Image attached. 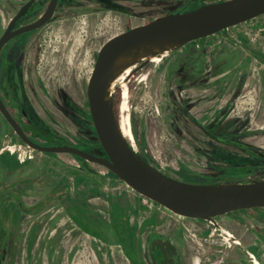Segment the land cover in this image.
Returning <instances> with one entry per match:
<instances>
[{
	"label": "rangeland",
	"instance_id": "obj_1",
	"mask_svg": "<svg viewBox=\"0 0 264 264\" xmlns=\"http://www.w3.org/2000/svg\"><path fill=\"white\" fill-rule=\"evenodd\" d=\"M24 1L26 0H2L0 3V36L18 6ZM48 1L37 0L32 14L22 21L35 19L45 9ZM186 2L187 0H61L55 14L46 25L21 35L4 50L0 58V81L3 85L8 81L15 88L14 95L4 91L6 98L10 102L13 99L22 101L36 123L50 131L56 140L79 144L90 152L102 154L101 148L93 145L98 143L99 139L91 120L87 96L88 82L101 47L107 40L123 31L148 23L164 13L179 11L186 6ZM241 41L253 47L252 50L264 49V14L216 34L193 40L171 51L169 55L163 57L161 62L140 61L131 66L130 72L126 74L122 72L118 75L121 77L125 74L127 80L131 73L137 69L140 70V73H137L129 82L131 95L126 110H129V107L130 110L124 111L119 107L118 92L112 95V100L115 102L120 122L125 124L129 116V125L124 126L131 132L130 140L134 148L152 165L181 180L200 184L228 183L227 181L238 180L240 177L245 178L246 176H231V174L242 172L236 170L241 167L246 169V167L264 165V160L252 159L245 154V151L237 148L227 146L218 148L211 142L212 139L209 138L207 132L192 129L189 126V120L192 117H199L203 108L206 109V128L218 123L222 115L221 113L213 115V113L221 109V98L219 94L206 92L199 96L196 92L186 94L182 90L177 93L173 88L174 81L171 79L172 69L179 61L192 57L200 58L204 55L206 61H215V64L229 60L232 69L230 73L238 71V67L235 66L248 57L251 61L250 70L254 84L245 98L253 101L254 108H256L257 100L259 110L262 109L257 123L264 124V97H261L260 91V72L264 66ZM144 64L146 68L139 69ZM8 65L9 71L7 72ZM206 67L208 68L207 64ZM143 77H145L144 80H142ZM123 87L124 97L128 102V86ZM208 98L211 99L207 101ZM197 104L199 107L196 106ZM241 106L233 109L232 116L242 115ZM176 109H179L182 131L176 129L178 124L173 117ZM248 118L251 119V115ZM224 120L225 117L219 123ZM0 129H3L2 133L5 136L2 139L4 146L18 142L10 128H6L1 121ZM177 132L183 134L181 139L183 141L180 143L176 137ZM190 139L196 143L191 144ZM202 141L209 143L203 145ZM24 149L25 151L21 149L16 152L17 158L12 165L18 163L20 159L18 156L25 159L29 155L35 156L28 173L34 176L37 172L45 171L51 177L56 176L60 180L68 178L73 181L75 177L77 185L72 191L77 198L79 197L78 191H83L87 184L121 195L119 203L114 201L110 204V200L102 196L89 201L91 206L99 207L104 212L98 214L100 218L92 228L93 233L90 229H86L92 234L91 241L94 243L92 247L95 251H98L100 247L106 249L108 245L119 243L126 250L128 258H145L140 250L143 248L144 241L141 234L146 229L148 233L156 231L158 236H163L162 239L166 237L176 239L174 245L183 258L188 253L187 239L190 252L204 259L205 247L195 243L196 241L184 232L183 225L187 224L192 229L199 230L201 235H206L210 232V229L206 228V222L199 218L179 217L164 207L160 210H150L147 203H152V201L100 165L86 160H80L79 163L70 154L47 155L30 148ZM80 165L84 167L83 170L79 169ZM89 172L95 173L97 178L99 176L109 178L90 183L86 178V173ZM255 176L262 177L264 174ZM68 195L66 190L62 193L51 192L46 195L40 192L32 195L26 194L27 203L30 201L29 203L41 205L39 215L41 241L48 229L54 228L49 222L50 216L62 211V205L65 202L68 205L75 204L68 202ZM124 196L127 197L125 202L122 200ZM36 200L38 201L35 202ZM158 204L155 203L156 206ZM248 212H252L257 220L264 221V207L244 211V213ZM236 213L229 212L228 214L234 216L237 215ZM156 215H158L157 219H155ZM234 217L240 218V216ZM34 219V217H29L25 220V224L29 225ZM134 219L140 222L139 224L145 221L144 226L147 227L144 228L142 224L140 226L134 223ZM216 219L217 223L223 222L220 216ZM246 225L251 224L246 223ZM263 225V223L259 225L257 221L254 230L264 231ZM26 231H28L27 227ZM21 235L24 236L25 233ZM104 244L107 245L104 246ZM246 248L244 246L243 250ZM260 248L256 257L264 264V244ZM42 249V244H37L32 258H25L20 251L17 257L18 264H42ZM119 250L120 248L116 246L113 248L114 259H110L104 253L106 264H131L126 258L120 256ZM172 252H174L173 248ZM231 253L234 252L230 251V255ZM243 255L239 257L241 264H253L244 253ZM235 259L229 258L228 260L231 264H237ZM135 262L139 263L138 260Z\"/></svg>",
	"mask_w": 264,
	"mask_h": 264
},
{
	"label": "flooded vegetation",
	"instance_id": "obj_2",
	"mask_svg": "<svg viewBox=\"0 0 264 264\" xmlns=\"http://www.w3.org/2000/svg\"><path fill=\"white\" fill-rule=\"evenodd\" d=\"M29 1L30 0H26L18 6L15 14L11 17L10 21L8 22L1 36L7 29L12 19L22 8V6ZM217 1H221V0H210L205 2H203L202 0H187L186 6L180 9L179 11H185L188 9L196 8L204 3L217 2ZM49 2L50 0L47 2L45 9L35 19L23 22L22 20L28 17L29 15H31L34 8L36 7L37 0H34L33 4L28 10V13L17 21L15 29L36 21L45 12ZM60 2L61 0L58 1L57 7L59 6ZM0 3H2V0H0ZM194 5L195 7H192ZM47 23H45L44 25H46ZM21 35L12 38L3 46L0 52V58L2 57L4 50L7 49L11 45V43ZM243 45L249 48L250 51H252V53L255 55L257 60L264 66V49L259 48L252 50L253 47L249 46V44H247L246 42H243ZM215 63H216L215 61H211V60L206 61V57L204 55H201L200 58L192 57L185 61H179V63L172 69L171 79L174 81L175 85L173 86V88L177 93H179V91L182 90L186 94L187 93L190 94L191 92H196V95L199 96L200 94L206 92L210 94L211 93L219 94L221 98V103H220L221 109H219V111L216 112L214 111L213 113V115L214 114L218 115L219 113H221L222 116L220 117L218 123L212 125L211 127L206 128V117H205L206 109L203 108L201 114H199V117L197 118L192 117L189 120V124H190L189 126H191L192 129L195 128L207 132L209 138L212 139L211 142L215 144V146L218 148H224L222 146L234 147L239 150L245 151V154L252 159L258 158L264 160V124L257 123V118L258 116H260L259 114L261 113L262 109L259 110L258 108L259 104L257 100H256V108H254L252 103L253 101L249 100L248 98H245L247 92L252 90L253 88L252 86L254 84V79L251 77V70H250L251 61L249 60L248 57H246V60H242L239 65L235 66L236 68L238 67L239 70L232 73H230L232 69H231V62L229 60L226 62H220L219 64H215ZM206 64L208 65V68L206 67ZM144 68H146L145 64L140 66L139 69H144ZM8 71H9V65L7 72ZM139 71L140 70L137 69L135 72L131 73V76L127 80L125 78V80L128 83V93H129L128 103H130V95H131L129 82L137 73H140ZM144 79L145 77L142 78V80ZM121 82L122 81H119L117 87L114 89V93L118 92L120 96L119 107L121 106V102L124 98V87L121 84ZM260 84H261V90H260L261 97L263 98L264 97L263 96L264 67L260 72ZM4 91H7L9 94H13L15 93V88H13L12 84H10L8 81H6L4 85L0 81V95L4 104L6 105L11 115L14 117L17 123L22 127V129L30 139L43 145L68 144L89 151L85 149L84 146L82 145L71 143L69 141L56 140L55 136L52 133H50V131L46 130L45 127H43L41 124L36 123V121L30 115L29 110L24 106L22 101L13 99L12 102H10L8 98H6L7 95L4 93ZM87 96H88V87H87ZM185 98H187V96H185ZM209 99L211 98H208L207 101H209ZM113 104H114L116 117L119 126L121 128V122L120 119L118 118L116 105L114 101ZM261 104L263 105V103ZM240 105H242L241 106L243 110L242 115H239L237 117L232 116L233 113L232 111H234L233 109L239 107ZM176 106L179 107L178 104H176ZM196 106L199 107L198 104ZM89 109H90L91 120L93 122L95 132L97 134L94 121L91 115L90 102H89ZM20 115L21 117H19ZM250 115H251V119L248 118V116ZM254 116H256V119H254ZM173 117L177 120L178 126L176 129L178 131H182L180 124L181 119H180L179 109H176ZM224 117L225 120L219 123L220 120L223 119ZM0 121L2 122V124H4L6 128L7 127L10 128L16 140H18V142L4 146V144L2 143V139L5 136L2 133L3 129H0V264H18L17 257L19 256L20 251L22 254L25 255V258H32L34 254L35 246L39 243H41L43 246L41 252L42 264H96V263L106 264V259L103 255L104 253H106V255L110 259H114L115 255L113 252V248L115 246L120 248L119 250L120 256L122 258L123 257L126 258L131 264H137L135 262L136 260L139 261L138 264H195L194 256L190 252L188 246V240L186 238L185 239L187 243L186 245H187L188 253H186L183 258L174 245V241L176 239L172 237L171 238L166 237L162 239L163 236L160 235L158 236L156 231L148 233L146 229L143 231L142 233L143 235L141 234V237L144 241H143V248L140 250L141 253L145 255V258H132V259L128 258L126 254V250L123 249V247L119 243L112 244V246L108 245L106 249L100 247L98 251H95L92 247V245L94 244L91 241L92 234L88 233L89 231H86V229H90L91 232L95 222L99 221L100 216L98 214H103L104 212L99 207L97 208L91 206L89 201L93 198L102 196L106 198V200L109 199L110 204L114 201L119 203L121 199L120 197L121 195L115 193L114 191L111 192L103 191L102 188L100 189L95 186L93 187L92 184H87V185L84 184L85 185L84 189L83 191H78L79 197L77 198L75 195H73V191H72V189L75 188V186L77 185V180L75 177L73 178V181L72 179H68V178L60 180L58 179L59 177L56 176L51 177L50 174H48L45 171L37 172L34 176L28 173L31 170L30 166L32 165V161L35 158V156L33 155H29L27 159L18 156L20 158L18 163L12 165L14 160L17 158L16 152L21 149L25 151L24 148H30L37 152L44 153L47 155L60 154V153L43 152L31 147L17 133L16 129L11 125V123L4 116L1 110H0ZM41 134L49 135L50 138L41 136ZM176 137L177 139H179L178 143L183 141L181 140L183 137L182 133L176 134ZM126 139L128 140L129 144L134 148L130 140L131 138L126 137ZM189 142L191 144L196 143L192 139H190ZM207 143L209 142L207 141ZM207 143L206 141H202L203 145H206ZM93 145L99 146L102 150V154H96V155L103 157L107 156V153L104 150L100 140L98 143H94ZM63 154L72 155L74 159L77 160L79 163L80 160H86L73 153L66 152ZM139 154L141 157L147 160V158L144 155H142L141 153ZM86 161L91 162L89 160ZM147 161L151 163L149 160ZM91 163L106 168L111 172L112 175L115 174L111 169H109L108 167L102 164L95 162H91ZM79 169L83 170L84 167L80 165ZM159 170L162 171L161 169ZM236 170L238 171L240 170L242 172L233 175L231 174V176H246V177L245 178L240 177L238 178V180L227 181L228 183L230 182L247 183L255 180H264V176L262 177L255 176L258 174H264V165H255L253 167H246V169L245 167H241ZM244 170H246V172H244ZM162 172L167 174L164 171ZM86 174H87L86 178L88 182L90 181V183H93L92 181H96V182L99 180L103 181V179L109 178L108 176L107 177L99 176L97 178L95 176V173L93 172H89ZM253 174L255 175L251 177V175ZM167 175L172 176L170 174ZM172 177L180 179L177 176H172ZM90 185L92 187H90ZM65 190L69 194L68 195L69 198L67 199L68 202L69 201L74 202L75 204L72 203L68 205L65 202L62 205V211L58 212L55 215L50 216L49 222L51 223L52 228L53 226L54 228L53 229L49 228L48 231L46 232V235L44 236V239H42L41 241L40 238L42 237V232L40 228L41 226L39 225L40 224L39 215L41 214L40 213L41 205H39L38 203L35 204L29 203L30 201H28L27 203L25 201V199L27 198L26 194L32 195L34 193L40 192L41 194L45 193L46 195L51 192L62 193ZM125 199L127 200L126 196L122 198L123 202H125ZM37 201L38 200H36L35 202ZM155 203L156 202H154L150 210H156V209L160 210L161 205L158 204V206H156ZM166 209L169 210L168 208ZM251 209H255V208H251ZM127 210L130 213V210L129 209ZM244 211L245 210H243L242 212ZM234 213L235 212L233 211V214ZM249 213L251 214L250 215L251 220L249 221V224L251 225H246V223L244 224L247 230L250 233L254 234L256 239L260 241L259 243L263 245L264 231H255L254 225L256 224L257 221H259V225L261 223L264 224V221L259 219L257 220V218H255L252 212ZM29 217H34L35 219L28 225L25 224V220H27ZM157 218L158 215L155 216V219ZM144 222H142L141 224L144 228H146L147 226L146 227L144 226L145 224ZM134 223L139 224L140 222H138L137 220L135 221L134 219ZM141 224L139 225L141 226ZM24 226L27 227L28 231H26V227L24 230H21ZM221 228L224 231L226 237H231L234 239L233 241L234 244L236 245L242 244V241L236 238L233 232H231L230 230L224 227ZM23 233H25L24 236L21 235ZM100 244L103 245V243L101 242ZM234 244L231 242L228 247L232 248ZM105 245L107 244H104V246ZM261 245L256 246V244H253L250 245V248L246 246L247 248L243 250L244 254L248 257L249 260H251L253 264H257V261H259L260 264H262L261 261L256 257V254L261 250L260 248ZM85 248L88 250H86ZM172 248L174 249V252H172ZM254 257L255 260L253 261Z\"/></svg>",
	"mask_w": 264,
	"mask_h": 264
},
{
	"label": "water",
	"instance_id": "obj_3",
	"mask_svg": "<svg viewBox=\"0 0 264 264\" xmlns=\"http://www.w3.org/2000/svg\"><path fill=\"white\" fill-rule=\"evenodd\" d=\"M59 0H50L45 12L34 22L15 29L17 21L28 13L30 0L12 19L0 37V52L12 38L47 23ZM264 14V0H221L196 8L158 16L107 40L99 51L88 83L91 115L99 140L107 153L96 155L76 146L43 145L30 139L11 115L0 95V110L31 147L49 153H73L111 169L139 193L170 211L189 218L216 222L229 212L264 207V180L230 183H191L169 176L149 163L129 144L123 134L109 95L111 82L142 57L170 52L231 26Z\"/></svg>",
	"mask_w": 264,
	"mask_h": 264
},
{
	"label": "built area",
	"instance_id": "obj_4",
	"mask_svg": "<svg viewBox=\"0 0 264 264\" xmlns=\"http://www.w3.org/2000/svg\"><path fill=\"white\" fill-rule=\"evenodd\" d=\"M146 197V196H145ZM148 200L152 201V203H147V205L152 208L153 200L146 197ZM161 207H164L161 205ZM165 208V207H164ZM174 215H178L179 217H185L174 212H171ZM189 218V217H188ZM195 219V218H194ZM206 222L207 230L210 229V232L206 235H201L199 230H194L189 227L187 224L183 225L184 232L189 235L193 240L197 241L201 245L209 246L213 248L214 251L212 253H206L204 259L202 257L194 258L195 264H231L228 260V255L225 253V249H228L229 244L232 242L234 244V239L231 237H226L224 231L221 226L211 220H204ZM255 257L253 258V261Z\"/></svg>",
	"mask_w": 264,
	"mask_h": 264
},
{
	"label": "crops",
	"instance_id": "obj_5",
	"mask_svg": "<svg viewBox=\"0 0 264 264\" xmlns=\"http://www.w3.org/2000/svg\"><path fill=\"white\" fill-rule=\"evenodd\" d=\"M243 210L249 211L252 209H243ZM243 210H237L236 211L237 213L235 212L237 215H234V216H240V218H235L234 216L226 213V214L220 216L222 218L221 220L224 223L223 222L222 223L219 222L220 224L218 223L221 227H224V228L230 230L231 232H233L234 235L236 236V238H238L239 240L242 241L241 245L234 244V246L232 248L225 249V253L228 255V259L229 258H236L235 262L237 264H241L239 257H240V255H243V253H244V251H243L244 246L246 247V246H249L251 244H256V246L261 245V243H259L260 241H258V239H256L254 234L250 233L247 230L244 223H249V221L251 220V218H250L251 214L249 212L244 213V212H242ZM244 220H245V222H244ZM195 243H197L201 247H205L204 250H206V253H212L214 251V249L210 248L209 246L201 245L197 241ZM230 251L234 252V253H231L232 256L230 255ZM193 256H194V258L199 257L195 254H193Z\"/></svg>",
	"mask_w": 264,
	"mask_h": 264
},
{
	"label": "bare ground",
	"instance_id": "obj_6",
	"mask_svg": "<svg viewBox=\"0 0 264 264\" xmlns=\"http://www.w3.org/2000/svg\"><path fill=\"white\" fill-rule=\"evenodd\" d=\"M169 53H170V51L169 50H165V51H163L161 54H159V55H150V56H144V57H142L140 60L141 61H144V60H147V61H149V60H151V61H156V62H159V61H161L162 59H163V57L165 58L167 55H169ZM132 70V67H129V68H127L125 71H124V73L126 74V73H128V72H130ZM125 74H123V76H121V77H116L112 82H111V84H110V87H109V95H113V93H114V89H115V86H116V83H118L119 81H122L121 82V84L123 85V86H125V87H127L128 86V83H127V81L125 80ZM129 106V104H128V102H127V99L124 97L123 98V100H122V102H121V106H120V108L122 109V110H124V111H128V110H126V108ZM122 115V114H121ZM125 124H127V125H129V116H127V119H126V122H125ZM124 123H122L121 122V128H122V131H123V133H124V135L126 136V137H130V138H132V135H131V132H130V130L127 128V127H125L124 125H125ZM75 240V239H74ZM236 242V241H235ZM84 245V244H83ZM70 247V246H69ZM89 248V247H88ZM86 249V248H85ZM86 250H88V249H86ZM85 252V251H84ZM79 256V255H78ZM91 256V255H90ZM89 256V257H90ZM91 259H92V257H91ZM78 260V259H77ZM87 260V259H86ZM76 261V260H75ZM257 261V260H256ZM257 264H260V262L259 261H257Z\"/></svg>",
	"mask_w": 264,
	"mask_h": 264
},
{
	"label": "trees",
	"instance_id": "obj_7",
	"mask_svg": "<svg viewBox=\"0 0 264 264\" xmlns=\"http://www.w3.org/2000/svg\"><path fill=\"white\" fill-rule=\"evenodd\" d=\"M41 136H44L46 138H50L49 135L41 134Z\"/></svg>",
	"mask_w": 264,
	"mask_h": 264
}]
</instances>
